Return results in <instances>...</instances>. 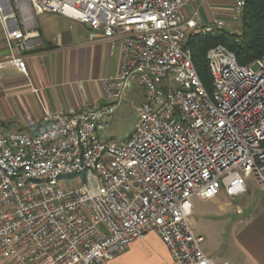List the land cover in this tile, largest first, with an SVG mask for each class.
Wrapping results in <instances>:
<instances>
[{"label": "built area", "instance_id": "built-area-1", "mask_svg": "<svg viewBox=\"0 0 264 264\" xmlns=\"http://www.w3.org/2000/svg\"><path fill=\"white\" fill-rule=\"evenodd\" d=\"M205 1L0 0L4 63L26 77L44 14L121 51L119 71L101 81L102 107L45 111L37 133L0 126V264H112L150 233L173 264H217L193 231L192 198L240 197L252 176L264 190V53L242 65L225 46L210 50L208 91L185 46L187 33L225 27L202 23ZM232 3L237 20L245 1ZM134 82L144 97L136 129L100 142Z\"/></svg>", "mask_w": 264, "mask_h": 264}, {"label": "crops", "instance_id": "crops-1", "mask_svg": "<svg viewBox=\"0 0 264 264\" xmlns=\"http://www.w3.org/2000/svg\"><path fill=\"white\" fill-rule=\"evenodd\" d=\"M36 21L39 45L24 54L28 77L4 63L8 48L0 26V126L5 131L37 133L47 125L45 111L102 107L106 100L101 81L115 75L121 65L118 40H92L89 26L62 15L44 14ZM257 185L259 197H253L248 207L237 205L230 211V200L235 198L224 190L213 200L200 197L215 202V212L197 211L193 206V215L196 210L200 219L193 231L203 238L202 250L215 263L264 264V190ZM112 264H173V259L159 236L150 233L132 243Z\"/></svg>", "mask_w": 264, "mask_h": 264}, {"label": "rangeland", "instance_id": "rangeland-1", "mask_svg": "<svg viewBox=\"0 0 264 264\" xmlns=\"http://www.w3.org/2000/svg\"><path fill=\"white\" fill-rule=\"evenodd\" d=\"M232 0H206L202 4H198L195 6V9L199 10L201 15L202 23L204 25L213 26L216 21H222L225 25L224 29L230 33H241V22L240 18L235 20L233 16V8H232ZM194 7L189 8V12ZM189 33H187V38ZM187 40V39H186ZM142 87L134 82V86L131 90H129L118 111L114 114L112 123L109 128L99 132V140L100 142H125L127 141L131 134L136 129V125L138 122L139 109L144 101ZM71 182H73V178H70ZM75 181H77L75 179ZM246 184L250 193H247L243 196L237 197L234 200H230L232 206L230 211L235 208L237 205L248 207L251 199L254 197L256 200L259 197L260 191L255 181L254 177H250L246 180ZM192 204L197 209L207 210L210 213H213L217 210L218 205L212 201H206L201 199L200 197H193ZM195 210V214L192 216L193 228L197 229L200 225L198 212ZM197 213V214H196ZM219 216H226V212H219ZM233 217L231 216V221ZM233 223V222H232Z\"/></svg>", "mask_w": 264, "mask_h": 264}, {"label": "trees", "instance_id": "trees-1", "mask_svg": "<svg viewBox=\"0 0 264 264\" xmlns=\"http://www.w3.org/2000/svg\"><path fill=\"white\" fill-rule=\"evenodd\" d=\"M244 1L240 34L216 29L206 34H190L186 40L185 46L191 50L195 68L208 91L211 90L207 59L210 50L225 46L242 65L252 64L264 53V0Z\"/></svg>", "mask_w": 264, "mask_h": 264}]
</instances>
